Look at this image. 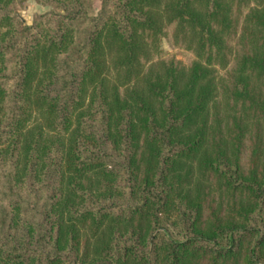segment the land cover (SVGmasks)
Masks as SVG:
<instances>
[{
  "label": "trees",
  "instance_id": "1",
  "mask_svg": "<svg viewBox=\"0 0 264 264\" xmlns=\"http://www.w3.org/2000/svg\"><path fill=\"white\" fill-rule=\"evenodd\" d=\"M21 1L0 0V264H264V0H37L32 25Z\"/></svg>",
  "mask_w": 264,
  "mask_h": 264
},
{
  "label": "rangeland",
  "instance_id": "2",
  "mask_svg": "<svg viewBox=\"0 0 264 264\" xmlns=\"http://www.w3.org/2000/svg\"><path fill=\"white\" fill-rule=\"evenodd\" d=\"M92 6L94 9V13H96L100 8V1L93 0ZM51 9L50 6L45 5L44 3L38 2L37 0H22L18 2L15 6L16 15L20 18V20L26 25H32L36 21V18L39 15H42ZM158 49L162 51L173 54L179 61L183 63H187L190 59H193L192 52L187 50L184 46H180L177 48H172L168 41L163 38L158 43ZM155 60L154 62H156ZM218 73H223V70L219 69ZM221 114L223 115V111L220 110ZM37 121L38 118L36 117Z\"/></svg>",
  "mask_w": 264,
  "mask_h": 264
}]
</instances>
